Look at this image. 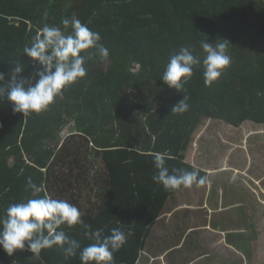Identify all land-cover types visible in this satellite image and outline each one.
<instances>
[{
  "label": "trees",
  "instance_id": "1",
  "mask_svg": "<svg viewBox=\"0 0 264 264\" xmlns=\"http://www.w3.org/2000/svg\"><path fill=\"white\" fill-rule=\"evenodd\" d=\"M73 15L100 34L109 57L88 60L86 77L39 115L24 119L6 99L0 102V216L10 204L34 198L25 189L31 177L53 198L76 205L94 230L108 235L121 228L127 243L114 254L115 264H137L167 196L182 190L153 182L154 154H166L170 170L191 171L195 143L212 121L264 127V0H0L6 79L17 60L23 75H33L24 46L45 24L63 28ZM220 39L230 43L231 65L211 87L203 65L195 67L186 85L189 110L171 113L183 94L160 80L169 57L187 46L203 60L200 42ZM69 122L75 131L61 143ZM92 157L105 173L95 180L99 202L85 207L75 193L88 186ZM64 230L82 247L92 243L79 227ZM0 264L81 261L79 253L65 259L58 246L40 259L20 250L9 257L0 247Z\"/></svg>",
  "mask_w": 264,
  "mask_h": 264
},
{
  "label": "clouds",
  "instance_id": "2",
  "mask_svg": "<svg viewBox=\"0 0 264 264\" xmlns=\"http://www.w3.org/2000/svg\"><path fill=\"white\" fill-rule=\"evenodd\" d=\"M61 23L63 28L45 24L30 44L24 46V55L33 61V75H23L25 67L21 60L13 62L7 79L0 71V102L6 99L13 113H22L24 119L48 111L57 99L63 98L65 90L85 78L88 60L97 56L101 60L109 57L100 34L78 17L73 15ZM200 45L205 53L203 60L194 54L193 49L183 46L169 57L165 65L160 80L183 94V99L172 106L173 114L189 110L186 85L195 67L203 65L205 86L211 87L231 65L227 40L201 41ZM167 159L163 153H155L153 159L156 172L152 180L162 185L165 191L190 189L206 183L207 177L200 175L196 166H192L191 171L174 167L170 170ZM25 189L31 190L34 198L10 204L0 216V247L9 257L20 250L29 251L33 258L40 259L43 250L58 246L65 259L74 258L79 253L81 264H115L114 254L127 243V236L121 228H112L108 235L103 229L94 230L85 222L84 214L76 205L53 198L31 177L27 178ZM65 227H79L92 243L82 247L80 241L66 233Z\"/></svg>",
  "mask_w": 264,
  "mask_h": 264
},
{
  "label": "crops",
  "instance_id": "3",
  "mask_svg": "<svg viewBox=\"0 0 264 264\" xmlns=\"http://www.w3.org/2000/svg\"><path fill=\"white\" fill-rule=\"evenodd\" d=\"M214 122L216 121H212L210 126ZM249 124L246 123L241 128H249L247 135L255 134L256 129L249 127ZM208 128H206V131ZM219 133L220 135L223 134L222 136L225 140L227 139L222 131H218L214 136L217 137ZM201 137L195 143V151L191 162H193L194 166L206 171L208 174V179L203 184L206 186L202 189L203 194L206 191L205 198L200 201L193 199V195L199 192V187L196 186L191 188V190L182 188L180 192L167 196L162 211L151 227V233L145 241L144 250L141 252L137 264L144 262H146L145 264H250L251 258L257 255V261H254L252 264H264V248L261 249V245L264 247V232L260 233L262 240H260V236L256 235V232L260 229V224L263 223L264 225V205L257 202L256 198L248 200L234 198V201H230L231 203H227L228 198L224 200L225 196L222 194L223 183L227 184L230 177L227 179L221 176L220 182L215 183L211 177L216 172L222 175L224 168L218 171V169L212 170L207 165L205 167L204 164H200L198 160L201 156L198 153V146L200 140L204 141ZM230 183L235 184L233 182ZM216 187H219V189L216 190ZM246 203L249 207H256L259 213H256L255 216H248L250 221L242 222L241 219L233 222L231 219L232 214L230 213H233L235 209L237 213L241 212L242 214L246 210ZM175 212H180L186 218L183 221L184 223L195 222L196 224L189 226L182 236L172 235L171 241H166L162 237L167 236V225H169L170 219H174ZM180 219L176 218L179 224H181ZM214 222L217 223L218 229L214 227ZM229 222L240 224L241 227H228ZM252 229L255 230L253 238L257 239L256 236L259 237L257 248L252 246L253 242H249L250 238L247 237L251 234ZM262 229L264 230V227ZM199 236H204V241L200 240ZM186 240L193 241V244H186ZM261 241L263 242L261 243ZM209 242L211 245L213 242L217 246V251L221 254L218 259L213 260V256H211V252L207 246ZM203 248H206V250L204 254L200 255ZM252 250L255 252L253 255H251ZM217 260L218 263H216Z\"/></svg>",
  "mask_w": 264,
  "mask_h": 264
},
{
  "label": "rangeland",
  "instance_id": "4",
  "mask_svg": "<svg viewBox=\"0 0 264 264\" xmlns=\"http://www.w3.org/2000/svg\"><path fill=\"white\" fill-rule=\"evenodd\" d=\"M67 126L68 127H65L62 133H60L57 141H60L61 143L64 142V140L75 131L73 123L69 122ZM249 127L256 129L255 134L247 135L249 128H241L240 130H237L218 121L214 122V124H211L207 131L205 128L203 133L199 136V138L202 136L201 139L203 138L205 142L202 140L199 141L198 149L199 156H201V158L198 161L201 165L204 164L205 167L207 165V167L211 168L212 170L218 169V171H220L221 168H224V173L222 175L219 172H216L215 175L212 174L213 176L211 178L215 183H217L220 182L221 176H224L227 179L230 177L227 184L223 183L222 190V194L225 196L224 200L228 198L227 203H231V200L234 201V198H239V200L256 198L257 202H259L261 205H264V127H259L252 123L249 124ZM218 131L224 132V135H226L227 139L225 140V138L222 136L223 134L220 135V133L217 135V137H215L214 135ZM213 136L214 138L211 139ZM91 162L94 164V167L89 168L90 178L87 180L88 186H84L83 188L81 186L80 191L82 192L75 193L76 196H79L81 203L85 207L89 202L92 204H97L99 202L98 200L96 201V192L100 189L101 184H95V180L97 174L105 173V171H103V164L101 160L97 159L95 164V158L92 157ZM230 182L235 184H231ZM204 186L206 185L199 186V192L193 195V199L200 201L205 198L206 191H204V194L202 192ZM218 186H220V184H218ZM251 187H253V189H251ZM218 189L219 187H216V190ZM188 190H191V188ZM183 197H185V195H183ZM245 208L246 210L243 211L242 214L241 212L237 213L235 209L233 210V213H230L232 214L231 219L233 222H237L241 219L242 222H247V220L250 221L248 216H255L256 213H259L257 212L256 207H249L247 203ZM175 213L174 219H170L169 225H167V236L162 237L165 238L166 241H171L172 235L182 236L189 226L196 224L195 222L184 223L183 221L186 218L183 217L180 212ZM176 218H181V224L178 223ZM216 224L217 223L214 222L213 225L216 229H218V225ZM228 225V227H241L240 224H233L230 222ZM262 227H264L263 223L260 224V229L256 232V235L260 237V233L264 232ZM254 235L255 230L252 229L251 234L247 237L250 238L249 242H253L252 246L257 248L259 237L256 236L257 239H254ZM198 238L203 240L204 236H199ZM260 240H262V237ZM185 242H187L186 244H193V241L191 240H186ZM262 242L263 241H261V243ZM207 246L209 247L211 256H213V260L218 259L221 254L217 251V246H215L213 242L212 245L209 242ZM262 248L264 247L261 245V249ZM205 250L206 248H203L200 252V255L204 254ZM253 254H255V252L252 250L251 255ZM256 257L253 256L251 258L250 264L254 263V261H257ZM145 263L146 262L141 264ZM216 263H218V260Z\"/></svg>",
  "mask_w": 264,
  "mask_h": 264
}]
</instances>
